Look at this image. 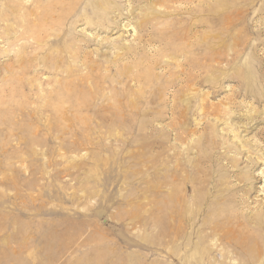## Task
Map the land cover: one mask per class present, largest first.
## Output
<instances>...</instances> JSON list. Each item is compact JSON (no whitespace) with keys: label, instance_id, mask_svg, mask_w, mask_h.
Instances as JSON below:
<instances>
[{"label":"rangeland","instance_id":"1","mask_svg":"<svg viewBox=\"0 0 264 264\" xmlns=\"http://www.w3.org/2000/svg\"><path fill=\"white\" fill-rule=\"evenodd\" d=\"M0 264H264V0H0Z\"/></svg>","mask_w":264,"mask_h":264},{"label":"bare ground","instance_id":"2","mask_svg":"<svg viewBox=\"0 0 264 264\" xmlns=\"http://www.w3.org/2000/svg\"><path fill=\"white\" fill-rule=\"evenodd\" d=\"M255 216H256V215H255ZM251 217H252V216H251ZM254 223H255V221H254ZM261 223H262V222H261ZM261 223H260V224H261ZM259 226H260V225H259ZM219 229H220V228H219ZM214 230H215V229H214ZM261 230H262V229H261ZM256 233H257V232H256V229H254V228L251 229V230H250V234H249V239H253V238H255ZM229 234H230V233H229ZM238 234H239V233H238ZM233 236H235V235H233ZM233 236H232V237H233ZM242 237H243V236H242ZM242 237H241V239H242ZM255 247H256V245H255ZM252 248L254 249V247H252V245H251V247H250L249 249L251 250ZM256 250H257V248H256Z\"/></svg>","mask_w":264,"mask_h":264}]
</instances>
